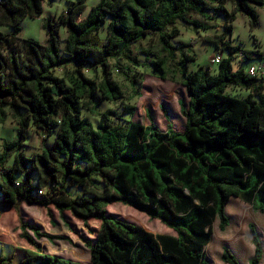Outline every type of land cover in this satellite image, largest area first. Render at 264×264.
Instances as JSON below:
<instances>
[{
  "label": "trees",
  "instance_id": "obj_1",
  "mask_svg": "<svg viewBox=\"0 0 264 264\" xmlns=\"http://www.w3.org/2000/svg\"><path fill=\"white\" fill-rule=\"evenodd\" d=\"M84 1L71 3L57 20L47 18V39L40 44L18 34L25 18L42 14L43 0H0V23L12 29L0 33V122L8 110L17 125L15 137L1 145L0 206L24 202L48 209L50 217L52 207L62 219L68 213L84 225L97 221L93 239L85 244L87 264H209L205 247L211 243L212 224L217 219L221 232L228 227L230 198L264 213V78L244 70L254 52L231 43L236 13L247 17L252 30L264 0H100L80 18ZM217 16L224 18L222 33L204 40L220 56L216 69L189 71L195 58L188 44H173L181 34L176 23L206 31L215 27L211 22ZM60 27L66 31L63 40ZM155 36L156 53L138 46ZM219 50L228 56L222 58ZM135 52L147 61L154 56L150 64L160 80L176 61L175 72L189 98L187 106L179 105L183 131L175 132L169 121L165 131L154 119L148 118L147 126L135 122V107L129 105L122 111H98L123 96L111 77V61L119 68L120 61L138 66ZM234 57H239L237 69ZM128 69H122L124 78L138 95L141 80L126 75ZM96 70L99 80L85 75ZM227 89L249 94L238 98ZM159 109L166 118L164 108ZM89 115L97 121L92 123ZM30 130L43 135L40 151L31 157L23 152ZM51 137L47 145L44 140ZM114 203L158 220L174 235L154 234L108 216L106 208ZM248 229L254 246L249 264H259L261 242L254 225ZM20 230L32 249L16 250V264H82L44 254L37 243L64 237L42 233L28 222H20ZM14 258L15 253L0 255V264H15ZM221 261L239 264L226 247Z\"/></svg>",
  "mask_w": 264,
  "mask_h": 264
},
{
  "label": "rangeland",
  "instance_id": "obj_2",
  "mask_svg": "<svg viewBox=\"0 0 264 264\" xmlns=\"http://www.w3.org/2000/svg\"><path fill=\"white\" fill-rule=\"evenodd\" d=\"M77 1L78 0H43L42 14L34 18H25L20 23V33L18 37L20 39L35 40L40 44H45L47 39L46 31L43 27L45 20L50 17H56L57 20L62 13L67 11L71 3ZM99 1L100 0H85L80 18H84L88 14L90 8L95 6ZM227 6L229 10H232L231 4ZM256 11L258 14V24L254 29H250L247 17L241 13H236L235 21L232 24L231 43L242 50L254 52L252 59L246 62L244 70H247L249 66L264 64V9L256 8ZM193 18L201 20V17L198 15H194ZM223 23L224 18L222 16H217L214 22H211V24L215 25L214 28L198 32H194L191 27L181 22L176 23L181 34L172 41L174 42L173 44L176 46H178L179 43L188 44L189 53L195 58L194 61L187 65L189 71H195L199 67L204 69L209 67L212 71L216 69L217 65L211 64V60L215 57V45L205 42L204 40L206 37L221 34ZM11 32V27L0 23V33L9 34ZM59 33L61 40H63L66 36L65 29L60 27ZM101 36L105 40L104 31L101 32ZM19 46L20 44H18V47ZM61 46H63V42ZM138 46L143 50L153 49L156 53L158 50L157 36L147 39ZM219 52L222 58L228 56L227 51L219 50ZM135 55L138 56L140 61V65L138 66L120 61L119 68L111 61V77L119 84L123 96L122 99L115 104L103 103L98 107V111L104 112L109 109L122 111L124 106L129 105L135 107L133 116H131V119L135 122L147 126L149 125L148 118L154 119L157 127L161 131H165L169 121L175 132L183 131L185 119L180 113L179 105L187 106L189 98L183 86L180 84L181 79L179 74L175 72L176 61L168 65L166 79L160 80L152 72L150 61H154V56L147 61L143 55L137 52H135ZM238 58L239 57L233 58L232 65L234 69L239 67ZM124 68H129V72H127L126 75L141 80L139 88H136L138 95L133 94L130 83L124 78L122 71ZM85 75L89 78L99 80L101 78V71L86 72ZM257 78H264V74H259ZM227 93L238 98L247 97L249 94L248 91H234V89H227ZM253 98L257 102H260L258 96L253 95ZM262 99L264 103V91L262 93ZM159 106H162L165 112H167V119L162 110L159 109ZM5 111L7 114L6 118L3 122H0V151L2 148V141L12 140L17 133V125L14 117H12L8 110ZM147 111L149 112L148 116L146 113ZM86 114L84 113V115ZM89 118L92 123L97 121V118L91 115H89ZM42 140L43 135L40 131L30 130L24 141V154L29 157L37 154L41 149ZM44 141L47 145H50L53 142V137L45 139ZM49 209L52 213L51 217L48 215V209L40 206L28 205L24 202H20L14 208H2L0 206V255L7 257L10 255V252L15 253L14 262L16 264L20 256V252L16 250L32 249L20 236V222H28L39 226L42 233L56 237L61 236L65 239H55L51 243L44 238L37 240L42 253L87 264L89 262V251L85 244L87 241L93 239V233L98 229V222L89 220L87 225H84L82 222L71 217L68 213L65 214V219H62L54 208L49 207ZM225 212L229 219V224L225 231L221 232L219 230L217 219L212 224L211 243H209L211 245L209 249L205 247V260L209 264H225L221 261L223 247L229 248L232 253L238 256L239 260H242L244 256L243 243L251 244L252 242L250 241L251 234L248 229V224L251 223L255 227L254 220L258 213H256L250 205L233 197L230 198L226 204ZM106 214L124 222L138 225L154 234L174 235L172 230L161 224L158 220L150 219L145 214L120 203L109 205L106 208Z\"/></svg>",
  "mask_w": 264,
  "mask_h": 264
},
{
  "label": "crops",
  "instance_id": "obj_3",
  "mask_svg": "<svg viewBox=\"0 0 264 264\" xmlns=\"http://www.w3.org/2000/svg\"><path fill=\"white\" fill-rule=\"evenodd\" d=\"M256 213H258V214L255 216L254 224H255V229L257 231L258 237H259L260 242H261V246H262V257H261L259 264H264V213H260V212H256ZM250 241H251V238H250ZM251 244H252V242H251ZM251 244H249V243L244 244L243 243L244 256H243L242 260H239L238 256L233 253V255H235V257H237L236 259L239 260L238 262H240V264H249L250 259L253 257L254 246ZM18 252H20V251H18ZM12 253L13 252H10V254H12Z\"/></svg>",
  "mask_w": 264,
  "mask_h": 264
},
{
  "label": "built area",
  "instance_id": "obj_4",
  "mask_svg": "<svg viewBox=\"0 0 264 264\" xmlns=\"http://www.w3.org/2000/svg\"><path fill=\"white\" fill-rule=\"evenodd\" d=\"M220 56L215 54V57L211 60L212 65H216L219 63ZM246 73L250 77H258L259 74L263 75L264 74V64H261L259 66H249V68L246 70ZM39 195H42V191L38 192Z\"/></svg>",
  "mask_w": 264,
  "mask_h": 264
}]
</instances>
